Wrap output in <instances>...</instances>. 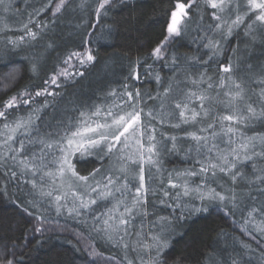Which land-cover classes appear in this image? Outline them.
Wrapping results in <instances>:
<instances>
[{
    "label": "trees",
    "instance_id": "16d2710c",
    "mask_svg": "<svg viewBox=\"0 0 264 264\" xmlns=\"http://www.w3.org/2000/svg\"><path fill=\"white\" fill-rule=\"evenodd\" d=\"M60 1L4 0L0 4V111L6 113L0 117V259H10L13 264H95L74 236L35 233V219L77 230L100 254L121 264H264V143L254 142L256 155L248 151L251 159L244 160L241 152V161L232 169L239 173L235 181L218 169L214 177L208 173L207 181L200 176L177 175L200 167L194 164L195 141L188 133L209 137V146H218L213 148V157L217 153L227 155L248 137L264 136V119L240 124L220 119L233 114L234 109L243 111L249 104L258 113L264 108V22L255 19L258 10L250 9L249 0H223V11L210 7L207 0H195L180 25L179 35L167 44L162 58L156 59L152 53L168 36L171 13L178 3L192 0H110L99 13L102 0H66L57 12ZM237 16L243 22L228 35V26ZM217 24L221 27L217 28ZM29 31L35 33V38ZM209 41L215 47H206ZM88 52L95 59L83 66L76 56L69 59L72 53L85 58ZM229 65L231 72L225 73L223 67ZM65 69L70 75H57ZM133 69L139 73V80L131 78ZM54 75L56 85L51 83ZM125 85L129 91L139 89L152 97L159 93V98L151 100L145 96L140 105L145 113L164 115L163 121L159 116L152 121L157 140L159 133L181 138L182 150L162 151L151 177L149 165L143 164L148 191L142 197V206L133 208L139 166L128 158L137 157L135 138L124 153H115L103 164L95 157H73L81 176L87 177L100 168L96 181L109 175L121 177L108 188L91 178L81 182L67 175L46 174L54 168L35 171L31 157L33 153L39 156V144L17 152L16 162L8 159L5 163L3 158L13 155L5 144L7 136L13 134L5 124L15 128L29 116L38 117L35 127L39 136L47 138L48 133L60 130L69 120L76 122L81 112L91 116L99 108L101 117L92 118L103 119L106 109L123 107L120 97ZM240 90L243 98L233 101ZM38 91L43 94L37 96ZM199 96L205 99H197ZM12 97H16L13 107H5ZM177 104L181 108H176ZM192 109L200 115L195 121L182 123L179 112L185 110V115L190 116ZM142 121L147 122V118L142 116ZM209 124L213 128L209 129ZM229 126L239 132L227 134ZM213 131L217 133L215 139ZM37 136L35 129L29 135L21 127L8 144L19 149L21 141L27 146L29 139ZM230 136L234 142L229 145ZM189 148L193 150L186 156ZM25 158L27 168L20 163ZM169 179L179 187L173 188ZM185 180L192 188L201 185L205 191L215 189L225 200L201 201L194 194L184 196ZM177 195L188 209L182 216L179 209L173 215L167 206ZM91 199L97 203L91 204ZM82 201L88 203L87 208L80 207ZM125 207L133 209V218L125 213ZM121 214L128 223L119 226L109 239L110 229L104 221L116 227ZM153 236L163 245L159 253Z\"/></svg>",
    "mask_w": 264,
    "mask_h": 264
},
{
    "label": "snow or ice",
    "instance_id": "6c2138e0",
    "mask_svg": "<svg viewBox=\"0 0 264 264\" xmlns=\"http://www.w3.org/2000/svg\"><path fill=\"white\" fill-rule=\"evenodd\" d=\"M4 0H0V4H3ZM64 0H61V3L57 5L56 11L59 12L61 6L63 5ZM110 0H102L97 8V13L100 12V9H104L105 5L109 4ZM207 3L213 9H219L223 11V0H207ZM249 5L251 10H258V13L255 17L257 21L264 22V0H249ZM187 5L184 3H178L176 5L177 10L171 13V22L168 24L167 32L169 36L173 34L179 35L178 25L181 22V18L187 15L185 11ZM215 19H219V17H214ZM243 21L239 16H237L236 20L232 22L231 25L228 26L227 34L231 35L233 27L238 26ZM217 28H220L221 25L217 24ZM249 27H251L249 25ZM30 36L35 38V33L31 31L28 32ZM168 38H166L167 41ZM20 40H23V37H20ZM165 41V42H166ZM9 44L15 45L17 41H9ZM164 43L157 46L152 53V56L156 59H160L163 56L162 49L164 48ZM206 47H215V45L209 41V44ZM71 56H76L79 59L80 65L83 66L86 62L94 61V56L88 52L85 58H81L80 53H72ZM175 59V58H174ZM67 64L68 61L66 60ZM150 67V66H149ZM223 71L225 73L231 72V66L223 67ZM83 75V73H79ZM57 75L68 76L70 73L65 69L63 72L58 73ZM131 78L139 80V73L133 69L131 73ZM157 82L160 81V77H156ZM51 83L56 85V75L51 78ZM209 88L212 87L211 83L208 85ZM237 89H240V85H236ZM168 89H165V95L167 94ZM42 92H36V95H42ZM51 95V93H48ZM114 95V93H113ZM194 95V94H193ZM261 95H264L262 93ZM145 96L149 100L159 98V93L157 97H152L150 93L142 94L139 89L135 91L127 90V85H125L124 91L121 93V105H113L112 108H108L105 110L104 116L106 118L103 119H93L92 117H101V110L97 108L95 112L91 114V116H87L84 112H81L76 122H72L69 120L67 125H61L60 130L55 133H48L47 138L39 136V130L35 127V119L38 117L29 116L27 120L22 122H18L15 128H9L8 124H5L4 127L9 129V131L14 135L17 129L23 127L27 133H31L33 129H35L38 133L37 138L29 139V144L26 146L23 141L20 142L19 149L13 148L9 141H12L13 135L7 136L5 140V144L8 145L9 151L13 153L11 157H4L5 163H7L8 159H11L13 162H16V153L24 152L27 150V147L39 144L40 153L39 156L37 154H32V162L33 169L35 171H39L41 169H53L54 171H47V175L53 176L59 174L60 176H69L70 178H74L77 181L88 182L91 178L97 185L103 183L105 188H108L109 185L115 186L116 183L121 179V177H116L115 179L109 175L103 181H96V174L101 171L100 168L94 169L89 176H81L76 170V166L73 163V157H76L78 160H82L88 157H95L98 161L103 164V162L107 159L110 160L115 153H124V151L129 147V141L135 138V142L138 146L137 148V157L131 158L128 160L131 164L139 166V174H138V186L135 187V196L133 198V208L140 204L141 206L145 202L142 197L148 191L145 188V176H144V167L143 164L145 162V157H147L146 162L149 164V175L151 177V169L153 166L159 164V155L162 151H166L169 153L179 152L181 151L180 147V139L176 136L165 137L163 133H159L160 140H157V129L153 125L152 121L155 120L158 116L161 121L164 120V115L160 113H156L153 111H149L147 113L144 112V109L140 106L145 99ZM203 101L205 99L204 96L196 97ZM243 98L242 90L237 91L235 95L232 97L233 101L240 100ZM16 101V97H12V99L7 103L5 107L11 108ZM24 104L29 103L28 100L22 101ZM203 107V105H201ZM113 108L118 109V111L114 112ZM176 108H181L180 104L176 105ZM184 109H188V105H184ZM185 110H181L179 112V117L181 122L187 124L189 121H195L197 117L200 115L195 109L191 110V115L186 116ZM120 112H123L121 115ZM6 113L4 111H0V117H4ZM208 113L205 112V116ZM142 116L147 118V122L142 121ZM221 121H229L233 122V124L244 123L249 120L256 119H264V108L258 113L254 107L250 104L243 111L239 109H234L233 114L226 115L220 118ZM173 127H180V124H174ZM208 128H213L212 124L208 125ZM201 131H206V129H201ZM239 132L238 128L229 126L226 129L227 134H235ZM188 136L191 137L193 141H195V158L194 164H198L200 167L197 170L196 167L192 169H186L184 172H178V176H200L202 181H207L208 173L211 172V176H215L217 173V169L221 173L230 174L233 181L236 180L237 175L239 173L233 172L232 169L236 168L237 164L241 161V152L243 151V159L248 160L251 159V156L248 155V151L252 152V155H256L254 151V142L256 140L264 143V136H253L248 137L246 140H243L241 143L237 145L236 148H232L227 155H222L217 153L215 157H213V148H217L218 146L213 143L211 146L208 144L209 137L196 135L195 133H188ZM217 137V133L215 131L212 132V138L215 139ZM144 139V143L141 142V139ZM171 142V147H168V142ZM234 141L229 137L228 143L232 144ZM147 145V146H145ZM192 148H189L185 153L186 156H190L192 152ZM229 155L232 156V159L229 160ZM155 157V159H154ZM123 159L124 157L121 156ZM215 159L217 162L212 163L211 161ZM25 168L28 167V159L20 161ZM121 171H126L125 169H121ZM12 175L15 176L16 173L12 172ZM125 180L127 177H124ZM35 183V182H33ZM169 183H172L171 179H169ZM127 184H125V188ZM173 188L179 187L177 184L172 183ZM92 191H96L95 188ZM116 191L121 192L122 190L117 188ZM194 194L195 198H199L201 201L205 199L215 200L219 199L220 201L225 200V196L217 193L215 189H207L203 190L201 185H197L195 188H192L187 180H185L183 184V195L189 196ZM50 195V194H49ZM99 195V193H98ZM105 196L108 193H104ZM165 196L168 195L167 192L164 193ZM57 200L60 199L59 196L56 197ZM91 204H96V199H91ZM172 209L173 215L176 214L177 209H179V213L182 216L187 209V205L181 202V197L177 195L175 197V201L171 204L167 205ZM80 207L87 208L88 203L81 202ZM194 211H201V209L193 208ZM59 211V208L57 209ZM69 211H75V209H69ZM125 213L128 214L130 218H133V209L129 207H125ZM124 214H121V218L119 220V225L113 227L108 224V220H105V225L109 226V239H112V233H116L119 231V226L125 225L128 223V220L123 218ZM36 231H40V229H36ZM153 240L157 241V252L159 253V248L163 247L160 243L159 238L153 236ZM0 264H13V261L10 259L0 260Z\"/></svg>",
    "mask_w": 264,
    "mask_h": 264
},
{
    "label": "rangeland",
    "instance_id": "374dc122",
    "mask_svg": "<svg viewBox=\"0 0 264 264\" xmlns=\"http://www.w3.org/2000/svg\"><path fill=\"white\" fill-rule=\"evenodd\" d=\"M194 1L195 0H192L188 4H185V5H187V7L185 9L186 12L188 11L190 5ZM65 2H66V0H64V3ZM60 3H61V1L57 5H59ZM57 5H56V8H57ZM176 10H177V8L175 9V11ZM186 16L187 15H185V16H183L181 18V22L178 25V28H180V25H181V23L183 22V20L185 19ZM174 36H175V34H173L172 36H169V33H168L167 41L165 40L166 42L165 41L163 42L165 46L162 49V53H163L165 47L167 46V44L174 38ZM146 159L147 158H145L144 166L146 165V167H147L149 164L146 162ZM154 159H155V157H154ZM157 165H155L153 167L155 168ZM32 225H33V231L35 233L60 232V233H66V234H70V235L74 236L81 243V245L84 248V250L88 253L89 258L95 264H121L120 262H118L117 260H115V259H113L111 257L104 256V255L100 254L96 250L94 245L87 238H85L80 232H78L75 229L69 228L68 226H66L64 224L48 223V222H43V221H39V220L33 219L32 220ZM36 229H40V231H36ZM0 260H2V259H0Z\"/></svg>",
    "mask_w": 264,
    "mask_h": 264
}]
</instances>
